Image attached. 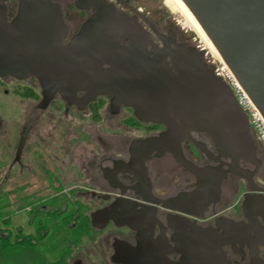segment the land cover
Masks as SVG:
<instances>
[{"label": "flooded vegetation", "instance_id": "obj_1", "mask_svg": "<svg viewBox=\"0 0 264 264\" xmlns=\"http://www.w3.org/2000/svg\"><path fill=\"white\" fill-rule=\"evenodd\" d=\"M20 1L14 9L1 4L7 21ZM50 1L60 9L65 45L99 12L112 10L146 33L147 51L160 44L158 33L201 51L203 61L221 78L196 38L179 31L163 0ZM135 40L126 35L118 47ZM113 67L102 65L110 72ZM7 79L24 81L3 77L0 86ZM39 89L41 109L58 102L78 109L57 93L44 99ZM104 98L111 114L122 109L133 114L123 105L114 108L110 97L92 103ZM122 122L134 137L119 145L118 152L81 159L67 187L51 169L43 170L49 173L47 181L26 195L27 207L20 209L22 198L16 199L15 234L28 236L30 264H264V149L254 142L253 157L234 161L205 133L179 123L182 134L164 124L142 123L134 114ZM167 133L158 143H136ZM23 211L27 231L18 222Z\"/></svg>", "mask_w": 264, "mask_h": 264}, {"label": "water", "instance_id": "obj_2", "mask_svg": "<svg viewBox=\"0 0 264 264\" xmlns=\"http://www.w3.org/2000/svg\"><path fill=\"white\" fill-rule=\"evenodd\" d=\"M182 2L264 118V0ZM65 34L60 9L50 0H21L11 21L0 4V78H33L44 99L57 93L80 110L110 97L114 108H131L142 123L164 124L169 130H178L179 123L205 133L234 161L256 153L246 113L201 51L158 33L160 44L147 51L146 33L112 10L99 12L66 45ZM126 35L136 43L119 48ZM103 64L116 67L105 71ZM168 136L136 143L143 147ZM25 138L24 130L17 156Z\"/></svg>", "mask_w": 264, "mask_h": 264}, {"label": "rangeland", "instance_id": "obj_3", "mask_svg": "<svg viewBox=\"0 0 264 264\" xmlns=\"http://www.w3.org/2000/svg\"><path fill=\"white\" fill-rule=\"evenodd\" d=\"M18 1L0 0V4L14 9ZM163 1L169 8L168 14L177 20L179 31L187 30L196 38L195 44L207 53L206 60L213 62L215 70L228 82L225 73L221 71L220 62L207 50L190 21L175 4ZM5 83L0 86V199L9 194L6 200L11 202L12 211L16 209L18 197L22 198L43 187L49 174H44L43 170L51 169L55 177L67 187L75 180V168L81 159L84 160L91 153L118 152L119 145L128 144L134 137L122 122L123 118L133 114L123 109L111 114L106 98L97 114L91 108L78 110L65 107L60 102L41 109L39 99L32 101L17 94L24 87H31L39 93L37 81L7 79ZM15 86L17 88L14 90ZM24 129H27L25 143L17 156V147ZM250 132L255 144L264 149L255 132ZM3 203L4 200H0V205ZM19 208L22 209L21 206ZM15 222L14 219V225ZM18 222L23 231H27L25 211L21 213Z\"/></svg>", "mask_w": 264, "mask_h": 264}, {"label": "trees", "instance_id": "obj_4", "mask_svg": "<svg viewBox=\"0 0 264 264\" xmlns=\"http://www.w3.org/2000/svg\"><path fill=\"white\" fill-rule=\"evenodd\" d=\"M17 94L21 97L32 100L39 99V95L28 87H24L22 91H17ZM102 104L103 100L90 104V108L93 109L94 114H97L96 112ZM1 191L2 188L0 187V192ZM8 196L9 194H5V197L0 199L4 200V203L0 205V264H30L28 236L21 231L19 235L16 236L15 227L12 222L14 211L11 210V202L6 200ZM20 206L22 208L27 207L26 196L22 197ZM16 256L18 257V260L16 259Z\"/></svg>", "mask_w": 264, "mask_h": 264}, {"label": "built area", "instance_id": "obj_5", "mask_svg": "<svg viewBox=\"0 0 264 264\" xmlns=\"http://www.w3.org/2000/svg\"><path fill=\"white\" fill-rule=\"evenodd\" d=\"M221 71L224 72L222 68ZM225 75L228 80L227 83L234 92L238 103L246 113L250 131H254L257 135V139L264 145V118L262 114L255 107V105L246 97V94L243 92V89L236 87L232 79L226 73Z\"/></svg>", "mask_w": 264, "mask_h": 264}, {"label": "bare ground", "instance_id": "obj_6", "mask_svg": "<svg viewBox=\"0 0 264 264\" xmlns=\"http://www.w3.org/2000/svg\"><path fill=\"white\" fill-rule=\"evenodd\" d=\"M168 2L175 4V6L179 8V10L182 12V14L190 21L191 25H193V27L196 30V32L198 33V35L202 38L203 42L205 43L207 50H209V52L220 62L221 66H222V70L232 79V81L235 83L236 87L241 88V86L238 84V82L236 81L234 76L231 74V72L228 69V67L226 66V64L223 62V60L220 58L218 53L212 47V45H211L207 35L204 33L203 29L200 27V25L198 24V22L196 21V19L194 18V16L190 12V10L187 8V6L182 2V0H168ZM243 92H244V90H243ZM246 97L248 98L247 95H246Z\"/></svg>", "mask_w": 264, "mask_h": 264}, {"label": "crops", "instance_id": "obj_7", "mask_svg": "<svg viewBox=\"0 0 264 264\" xmlns=\"http://www.w3.org/2000/svg\"><path fill=\"white\" fill-rule=\"evenodd\" d=\"M12 222H14V217H12ZM14 225V224H13ZM12 255H13V253H12ZM14 256V255H13ZM17 256H18V254H17ZM16 256V257H17ZM14 258V257H13ZM17 260H18V257L16 258Z\"/></svg>", "mask_w": 264, "mask_h": 264}]
</instances>
